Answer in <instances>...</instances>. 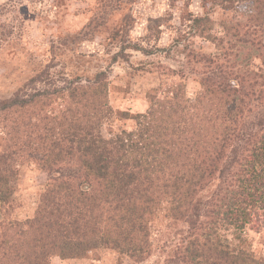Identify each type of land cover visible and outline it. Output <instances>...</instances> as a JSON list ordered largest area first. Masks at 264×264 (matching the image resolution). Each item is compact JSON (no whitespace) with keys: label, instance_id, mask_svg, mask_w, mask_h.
<instances>
[{"label":"trees","instance_id":"1","mask_svg":"<svg viewBox=\"0 0 264 264\" xmlns=\"http://www.w3.org/2000/svg\"><path fill=\"white\" fill-rule=\"evenodd\" d=\"M26 1L0 6V51L14 31L6 11ZM248 2L245 20L222 22L220 35L207 6L192 16L230 66L209 59L193 98L182 81L150 89L144 112L122 113L130 129L102 133L112 113L104 71L41 86V70L0 97V264H50L95 246L141 261L160 212L183 225L184 264H264L249 235L264 233V0ZM26 162L49 180L34 215L17 220L9 208Z\"/></svg>","mask_w":264,"mask_h":264},{"label":"rangeland","instance_id":"2","mask_svg":"<svg viewBox=\"0 0 264 264\" xmlns=\"http://www.w3.org/2000/svg\"><path fill=\"white\" fill-rule=\"evenodd\" d=\"M4 2L0 0V6ZM24 4L3 13L13 21L14 31L0 51V97L12 95L37 71L50 74L41 86L67 79L86 82L104 71L112 109L102 125L106 137L132 127L133 121L121 115L144 112L150 89L182 81L193 98L202 72L213 64L209 59L230 66L228 57L190 26L192 16L202 14L211 2L27 0ZM250 7L248 0H219L208 10L213 32L222 33V22L244 21ZM257 35L264 41V27ZM69 165L71 171L74 164ZM48 180L49 174L32 162L20 165L10 218H31ZM183 230L181 222L160 212L151 225V253L141 261L95 246L81 256L55 255L50 264H184L177 254ZM249 235L264 255V233Z\"/></svg>","mask_w":264,"mask_h":264}]
</instances>
